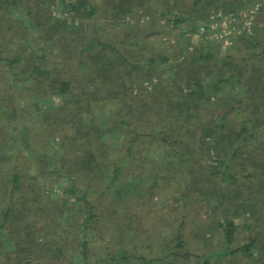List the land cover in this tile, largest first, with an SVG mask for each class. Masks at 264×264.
<instances>
[{"label": "trees", "instance_id": "trees-1", "mask_svg": "<svg viewBox=\"0 0 264 264\" xmlns=\"http://www.w3.org/2000/svg\"><path fill=\"white\" fill-rule=\"evenodd\" d=\"M22 1L0 0V9L9 12L11 8L18 9L24 6L26 15L39 17L43 12L41 6L45 3H56V0H25L23 3ZM152 1L105 0L108 12L106 13L114 22L125 21L129 16L139 19L149 15L144 9L150 7ZM190 1L193 3L188 8L187 0H157L159 3L156 4L159 13L157 19L162 18L166 22L164 25L154 22L153 25L158 26L157 30L162 33H166V29L172 27L175 33L180 32V35L175 44H172V39L163 41L167 45L165 49L167 54L150 60L148 74L143 75L142 83L151 81L153 87L150 94L154 105L148 107L145 103L147 100L140 98L137 99V103L127 107L129 118L127 121L121 120L122 124L113 139L116 144L118 140H123L119 144L121 147L119 152L123 150L124 154V157L121 155L120 158L122 166L114 163L112 173L107 174V172L103 179L108 180V189H116L123 174V166L132 159H137L138 144L144 136L130 123L145 121L153 112L152 119L148 117L150 130L153 129V133L149 136L155 139V151L161 145H163L162 150H165L162 151L165 156L163 163L168 170V176L164 177L166 182L162 188L166 186L169 194H172L174 189L175 194L172 197H179L175 199L177 205L172 207L180 211V221H178L183 227L189 215V201L193 202L194 197L203 198L204 204L206 203L210 208L207 211L212 214L208 213L211 218L217 217L214 215L218 213L222 216L217 221V226L224 232L226 248L208 256L194 255L190 252L180 253V250L186 246L181 234L172 239L174 248L172 244L170 248L174 250L164 257L139 255L135 246L137 244L134 248H130L129 245L117 248V245H114V238L118 236L110 239L106 236L107 231L102 226H98L99 215L96 205L91 200L97 195L95 184L90 183L89 187L80 189L78 182L70 175L68 176L70 186L65 188L64 197L66 203L72 201V206L78 207L76 211L61 207V204L54 202L52 205L43 204L42 206L45 207L37 210L34 207L43 198L42 194L36 196L40 187L35 184L32 188L33 196L29 197L21 173L18 171L11 174L7 171L3 173L2 169L8 159L2 153L5 145L0 141V248L9 245L14 248L12 252L3 254L0 251V264L7 262L77 264V261L80 264H164L170 258L185 260L195 258L203 264H212L213 259L221 263L231 257L242 258L245 261L243 264L249 262L264 264V41L259 39L260 32L264 31V25L260 27L261 29L255 27V35L252 37L243 35L240 40L248 49L263 48L262 51L249 52L250 58L247 57L249 62H256L253 67H240L238 63L233 62L232 56H227L221 59V68L214 70V60L218 58L215 54V43L205 40L194 44L192 38L199 35L200 22L207 19L212 9L218 11L225 8L223 3H220L221 0ZM255 1L248 0V4L244 6ZM57 2L62 3L63 12L73 16L72 25L79 18L96 19L101 12L91 0H57ZM43 10H46V7ZM139 12L143 15L139 16ZM261 18H264V15H261ZM8 20V18L3 19V21ZM42 23L47 22L42 21ZM42 23L32 22V25L40 28ZM64 24H66L65 20ZM140 24L142 23L138 21L133 26L137 30ZM144 24L146 21H143L141 28L146 26ZM141 31L143 34V29ZM127 33L130 34L128 31ZM57 34L60 32L51 29L45 38L53 41ZM135 35L139 38L141 33L136 32ZM64 40L55 41V45L65 49ZM156 43L160 48L165 44L160 40ZM82 44L76 46L78 51ZM138 45L141 46L142 42L140 41ZM143 46L147 47L145 41ZM3 48L4 46L0 45V61L4 60ZM96 52L99 53L98 56L95 55ZM24 55L25 53L14 55L13 59L9 60V64L14 67L22 62L26 64L27 60L28 62L35 60ZM78 59L81 64L80 70L88 72L90 63L100 82L98 88L95 86L97 92L82 95L79 100H94L108 105L122 99L121 101L126 104L129 96L121 93V85L124 83L123 74L129 69L143 68L141 63H133L129 56L122 55L119 49L97 36L83 46L79 51ZM82 59L88 63H84ZM164 64H168V67L164 68ZM33 74L49 80L54 77L51 71L37 66L33 67ZM92 80L87 82L89 87L95 85L96 79ZM59 82L58 79H53L51 85ZM60 86L63 87L64 94L71 91L70 82H61ZM78 88L85 91L80 85ZM240 88H243L244 94H241ZM82 103L75 104L70 111H80L84 108L81 106ZM227 103L231 104L230 107ZM85 109L88 111L85 116H91L89 113L91 104L87 103ZM82 116L83 114L78 118ZM89 122L90 126H87L90 130L87 131L86 138L88 140L91 136L96 137L95 141L91 142L93 145L96 144V153L90 150L83 154L82 161L79 159L78 162L81 164H76L78 168L75 175L80 176L82 171H87L89 180H94L98 178L99 173H104L103 160L110 157L109 153L114 147L113 144L102 143L104 134L96 133V136L93 133L99 130L100 126L94 121L89 120ZM158 152H161L160 148ZM203 158L206 160V168L200 166ZM162 191L166 195L165 188ZM134 192L135 195L140 194V198L144 200L152 199L151 195L146 197L140 188ZM204 204H201L202 208L206 207ZM62 218L66 219V229L58 222ZM240 219L244 222H240ZM129 225L131 224L127 226ZM240 229L253 234L242 245L234 248ZM164 247L160 246V251L166 254ZM2 255L6 256V260L1 258Z\"/></svg>", "mask_w": 264, "mask_h": 264}, {"label": "rangeland", "instance_id": "rangeland-1", "mask_svg": "<svg viewBox=\"0 0 264 264\" xmlns=\"http://www.w3.org/2000/svg\"><path fill=\"white\" fill-rule=\"evenodd\" d=\"M91 2L101 9L99 17L89 20L79 18L74 25H72L73 16L63 12L62 3L60 4L57 0L55 4L45 3L41 6L43 12L39 17L26 15L24 6L18 9L11 8L9 12L0 9V45L4 46L2 54L4 60L0 61V141L5 145L2 153L8 159L2 169L3 173L5 171L9 174L14 171L21 173L22 182L28 189L29 197L33 196L32 188L35 184L40 187L36 196L39 197L42 194L43 198L34 207L37 210L45 207L42 206L43 204L52 205L54 202L61 204V207L76 211L78 207H73L72 201L66 203L64 197L65 188L70 186L68 178L70 175L78 182L80 189L84 190V187H89L90 183L95 184L97 195H94L91 200L96 205L99 215L98 226H102L107 231L108 238L118 236L114 238V245H117V248L122 245L134 248L137 244L135 246L139 255L164 257L173 252L174 249L170 248L171 241L181 234L186 246L180 250V253L190 252L194 255L208 256L223 251L226 248L225 236L223 230L217 226V221L222 216L218 213L214 215L217 217L211 218L209 215L211 213L207 211L210 208L206 203L204 204L203 198L194 197L193 202L189 201V215L183 227L179 222L180 211L172 209L177 205L175 199L179 197H172L175 194L174 189L173 193L169 194L166 186L162 188L166 182L164 177L168 176V170L165 169L163 163V157H165L163 154L165 150H162L163 145H161L162 148L158 147L161 152H158V149L155 151V139L149 136L153 133V129L150 130L148 117L152 119L153 112L145 121L137 124L130 123L135 130L144 134L138 144L139 153L136 160L132 159L123 166V174L116 189H108V180L103 179L105 174L112 173L114 163L122 166L120 158L124 154L123 150L119 152L121 150L119 144L123 140H118L117 144L113 140L122 124L121 120L126 119L127 121L129 118L127 107L137 103V99L147 100L145 103L148 107L154 105L150 94L153 86L151 81L142 83L143 75L148 74L150 60L167 54L165 50L167 45L163 41L172 39V44H175L180 32L175 33L171 27L166 29V33H162L157 30L158 26L153 25L154 22L159 25H164L166 22L162 18L157 19L159 17L158 7H156L157 0H153L150 7L147 6L144 9V12L149 15H144L139 19L129 16L125 21L120 22L109 19L105 0H91ZM187 2L189 8L193 2L190 0ZM220 3H223L225 9L211 10L207 19L200 22V33L193 36L192 43L197 44L205 40L215 43V54L218 58L214 60V70L221 68V59L227 56H232L233 62L238 63L240 67H253L256 62H249V52L262 51L263 48L248 49L240 40L243 35L249 37L255 35V27H263L264 18H261V15H264L262 12L264 0H256L247 6L244 5L248 4V0H221ZM45 7L46 10H43ZM142 12L138 13L139 16L143 15ZM153 14L154 16H151ZM150 17L154 18L150 19ZM7 18L8 21H3ZM42 21L47 23L43 24ZM138 21L142 24L146 21L144 24L146 26L141 28L142 24H140L136 30L133 25H136ZM32 22L33 24L40 22L42 25L37 28L32 25ZM51 29L60 32L53 41L45 38ZM141 29H143V34ZM136 32L141 33L139 38H137L138 34L136 37ZM96 36L104 42L111 43L121 51L122 55L129 56L133 63H141L143 66L136 70L129 69L123 74L124 83L121 82V93L129 96L126 104L121 101L122 99L108 105L94 100H79L82 95L97 92L95 88L100 85L97 80L98 75L91 64L88 65V72L81 71L78 59L79 51ZM260 38L264 41V31L260 32ZM63 40L66 52L65 49L55 45V41L62 42ZM138 40L142 42L141 46L138 45ZM159 40L165 43L163 48L155 44ZM143 41L147 47L143 46ZM79 43L83 44L78 51L76 46ZM72 51L75 53L71 54ZM18 53H25L27 57L35 60L29 62L27 60L26 64L22 62L12 67L9 60ZM95 55L98 56L99 53L96 52ZM81 61L88 63L84 59ZM34 66L51 71L54 76L52 78L60 82L51 85L53 79H44L34 75ZM163 67L167 68L168 64H164ZM128 73L131 74L128 75ZM93 78L96 79L95 85L89 87L87 82ZM155 81L156 79L153 82ZM61 82H70L71 91L64 94L63 87L60 86ZM79 85L84 87L85 91L78 88ZM240 92L244 94L243 88H240ZM81 102H83L81 104L83 109L70 111L72 106ZM87 103L91 104L89 112L91 116H85L88 114L85 109ZM230 105L227 103L228 107ZM82 114L83 116L78 118ZM89 120L100 126L99 130L93 133L96 136V133L104 134L102 143L113 144L114 147L112 152L109 151L110 157L103 160L104 173H99L98 178L94 180H89L87 171H82L80 176L75 175L78 168L76 164L82 161L83 154L90 150L96 153V144L91 143L96 137L91 136L88 140L86 138L87 131L90 130L87 126H90ZM200 166L206 168L204 158L201 159ZM198 168L202 169L199 166ZM138 188L142 190V193L144 192L146 197L151 195L152 199L147 201L140 198V194L135 195L134 190ZM164 188L166 195L162 191ZM201 204L206 207L202 208ZM65 220L62 218L58 221L59 224L62 223L64 229H66ZM240 222L244 220L240 219ZM128 224L131 225L127 226ZM252 234L253 232L240 229L234 248L242 245ZM160 246H165L166 254L161 253ZM171 246L173 247V244ZM13 250L12 245L0 248L2 254ZM1 258L6 260L4 255ZM233 262L235 264L245 263L242 258L235 257L228 258L227 261L221 263L215 259L212 260V264H232ZM7 264L10 263L7 262ZM77 264L80 262L77 261ZM164 264L203 263L195 258L190 260L170 258Z\"/></svg>", "mask_w": 264, "mask_h": 264}]
</instances>
